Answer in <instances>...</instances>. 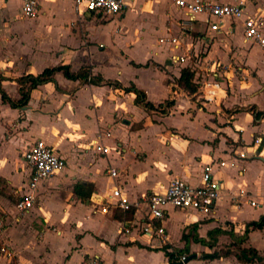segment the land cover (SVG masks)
Returning <instances> with one entry per match:
<instances>
[{"label": "crops", "instance_id": "1", "mask_svg": "<svg viewBox=\"0 0 264 264\" xmlns=\"http://www.w3.org/2000/svg\"><path fill=\"white\" fill-rule=\"evenodd\" d=\"M38 1L37 16L25 18L22 0H0V79L11 100L21 99L18 78L61 65L74 72L89 68L114 85L73 81L59 72L55 83L31 93L25 108H12L0 94V224L9 250L0 253V264H83L95 258L170 264L164 248L185 250L189 264H255L236 253L253 248L264 256V225L250 226L264 219V211L249 204L264 202V116L255 117L264 112V58L256 52L264 53L245 40L242 21L225 20L215 31L214 19L200 14L184 33L181 24L190 16L176 0H124L127 8L118 16L78 14L73 0ZM211 1H245L250 15L264 17V0ZM171 38L178 44L161 42ZM140 45L146 46L142 61L130 52ZM214 62L228 69L206 78ZM186 68L201 87H218L221 98L200 94V101L193 100L174 89ZM236 69L249 80H236ZM132 85L153 109L125 91ZM172 90L175 100L166 113L162 107ZM39 139L66 167L39 185L35 206L21 214L16 205L31 177L23 156ZM213 163L219 199L211 215L169 209L162 222L166 243L138 231L120 235L123 226L143 219L146 208L126 213L107 206L115 189L135 202L165 192L175 178L200 186ZM110 169L120 176L110 177ZM86 184L94 187L90 197L81 187ZM216 252L219 258H207Z\"/></svg>", "mask_w": 264, "mask_h": 264}, {"label": "built area", "instance_id": "2", "mask_svg": "<svg viewBox=\"0 0 264 264\" xmlns=\"http://www.w3.org/2000/svg\"><path fill=\"white\" fill-rule=\"evenodd\" d=\"M23 1V16L25 18H34L37 16L39 7L38 0H22ZM75 10L78 14L93 13L100 15H121L126 10L124 0H73ZM176 5L186 11L190 18L181 24V29L184 33L191 31L194 25V19L200 14L208 15L213 18L211 28L215 31L220 30L221 25L225 20L242 21L244 27L245 40L256 44L264 53V17L250 15L247 11L245 1L236 4H222L211 0H176ZM171 44H178V39L171 38L161 40ZM184 62L186 58H179ZM228 67L214 62L206 78L214 77L216 79L223 72H226ZM241 69H236L238 72ZM207 82V81H206ZM204 82V84H206ZM200 86V85H199ZM206 90L209 93L204 94V98L220 99L222 93L218 87L206 85L198 90ZM98 151L107 155L109 150L106 147H97ZM244 157V156H243ZM24 162L31 169V177L28 184V193L24 194L18 200L16 205L19 213L23 214L35 206L37 199L36 190L39 185L60 173L66 167V161L59 153L55 151L45 141L39 139L32 144L23 156ZM213 164L208 165L202 177L200 186H192L188 182L180 178L171 180L167 189L163 193H152L143 196L141 199L131 202L125 197L120 189H115L107 206H112L123 212H137L142 207L146 208V213L134 226H123L120 229V235H131L133 231H138L141 235L148 237L151 240H159L162 242L169 241V236L162 222L166 218L169 209L181 211H196L205 216H209L214 212L215 206L219 199V185L214 180L212 174ZM221 166H225L222 162ZM110 177L116 179L120 176L117 169H110ZM103 204V201H100ZM249 204L256 210L264 211V202L250 200ZM3 225L0 224V253L8 254V247L2 242ZM182 264H189L188 256L180 258ZM83 264H107L100 258H95Z\"/></svg>", "mask_w": 264, "mask_h": 264}, {"label": "trees", "instance_id": "3", "mask_svg": "<svg viewBox=\"0 0 264 264\" xmlns=\"http://www.w3.org/2000/svg\"><path fill=\"white\" fill-rule=\"evenodd\" d=\"M137 67H145L142 65H135ZM63 72L65 77L69 80L77 81L82 80L86 83L101 86V85H114L109 80H105L100 75H93L89 68H83L79 72H74L70 65H61L54 68H47L45 69L41 74L34 76V75H27L23 76L21 78L17 79L18 84L20 85V94L21 99L18 101H13L11 98L6 94V92L1 87V80L0 79V94L2 96V100L4 103L9 104L14 109H21L28 106L31 93L39 88L40 86H43L48 83H55V74ZM178 84L187 92L194 94L198 91L200 88L199 84L195 81V73L191 71L189 68L183 69L181 72V76L178 79ZM126 92H134L137 94V103L139 105H143L145 108L153 109V106L150 103H146V95L143 91L138 90L134 85H132L129 88L125 89ZM172 103L169 104V106ZM261 116H264V112H258L255 114L256 118H259ZM1 183V180H0ZM81 187L87 189L89 191L88 197L91 196L92 191L94 189L92 184H86L81 185ZM1 192V191H0ZM130 215H133V213H130ZM264 225V219H262L260 222H254L250 226L254 229H261ZM163 251L165 252V255L169 259L170 264H182L180 262V258L183 256H186L185 250H180L175 253H171L168 251V248H164ZM230 254V252H227L225 255ZM236 256L239 260L246 262V263H255V264H264V256H260L257 250L253 248L249 249H239V251L236 253ZM220 255L216 252L211 255H209L207 258L209 259H217Z\"/></svg>", "mask_w": 264, "mask_h": 264}, {"label": "rangeland", "instance_id": "4", "mask_svg": "<svg viewBox=\"0 0 264 264\" xmlns=\"http://www.w3.org/2000/svg\"><path fill=\"white\" fill-rule=\"evenodd\" d=\"M238 38H241L240 34H238ZM130 52H131V54H133L135 56L136 59L142 61L144 59V55H145V52H146V46H144V45L136 46ZM256 53H257V57H259V59L264 58V56L262 55V53L260 51H258ZM233 67H235V65ZM235 76H236V80H240L242 82H247L249 80V78H250L248 75L244 76L243 75V71L235 72ZM231 78H234L233 80H235V77L231 76ZM200 98H201V96L198 95V96H196V97H194L192 99L193 100L199 99V101H200L202 99V98L201 99ZM98 169L101 170V167H98Z\"/></svg>", "mask_w": 264, "mask_h": 264}, {"label": "water", "instance_id": "5", "mask_svg": "<svg viewBox=\"0 0 264 264\" xmlns=\"http://www.w3.org/2000/svg\"><path fill=\"white\" fill-rule=\"evenodd\" d=\"M174 89H176V90H179V91H181V92H183L184 93V95L187 97V92L177 83V84H174L173 86H172ZM207 93H209L208 91H206V90H198L196 93H194L193 94V96L191 97V98H194V97H196V96H198V95H200V94H207ZM171 97H170V101H168L167 103H165L164 105H163V110L164 111H166V113L168 112V106H169V104L170 103H173V101L175 100V93H174V91L172 90L171 91Z\"/></svg>", "mask_w": 264, "mask_h": 264}]
</instances>
